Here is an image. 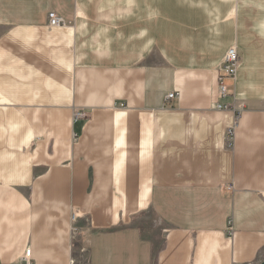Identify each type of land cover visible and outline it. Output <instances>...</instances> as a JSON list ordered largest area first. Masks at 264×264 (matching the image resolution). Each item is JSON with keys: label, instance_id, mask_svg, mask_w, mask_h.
Returning <instances> with one entry per match:
<instances>
[{"label": "crops", "instance_id": "0c3cea01", "mask_svg": "<svg viewBox=\"0 0 264 264\" xmlns=\"http://www.w3.org/2000/svg\"><path fill=\"white\" fill-rule=\"evenodd\" d=\"M27 249L264 264V0H0V264Z\"/></svg>", "mask_w": 264, "mask_h": 264}, {"label": "built area", "instance_id": "2783aa9c", "mask_svg": "<svg viewBox=\"0 0 264 264\" xmlns=\"http://www.w3.org/2000/svg\"><path fill=\"white\" fill-rule=\"evenodd\" d=\"M67 25L66 21L56 13H52L49 16V26L52 27H65ZM241 63L240 56L238 53V49L236 46H232L229 48L227 53L225 54L223 63L220 67V75H219V95L221 98H226L229 95L228 89L229 86L226 84L228 79L235 80L237 78V72L239 65ZM178 95V93L173 92L168 95V99L174 98ZM230 106L226 104L219 103L217 105L218 109H228ZM84 114L78 112L76 114L77 118L83 117ZM228 136L232 138L233 129H229ZM230 141V138H229ZM229 147H232V143H228ZM77 214L74 213L72 215V220L76 219ZM229 234L233 233L232 224L228 227ZM17 264H31V249H27L25 251L24 256L21 258L20 263Z\"/></svg>", "mask_w": 264, "mask_h": 264}]
</instances>
